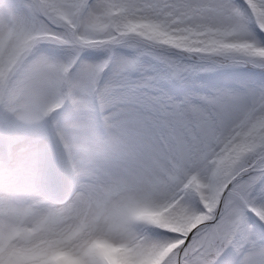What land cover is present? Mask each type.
Wrapping results in <instances>:
<instances>
[{"label": "snow or ice", "instance_id": "obj_1", "mask_svg": "<svg viewBox=\"0 0 264 264\" xmlns=\"http://www.w3.org/2000/svg\"><path fill=\"white\" fill-rule=\"evenodd\" d=\"M9 8L6 27L32 42L0 81L9 97L41 102L45 116L58 108L61 132L6 119L0 178L29 180L38 161L52 180L71 179L78 166L147 176L194 224L171 237L182 243L170 264H264V0H13ZM114 10L125 20L178 18L188 35L228 39L150 40L123 30ZM44 44L63 57L38 56ZM50 92L56 103H43Z\"/></svg>", "mask_w": 264, "mask_h": 264}, {"label": "clouds", "instance_id": "obj_2", "mask_svg": "<svg viewBox=\"0 0 264 264\" xmlns=\"http://www.w3.org/2000/svg\"><path fill=\"white\" fill-rule=\"evenodd\" d=\"M117 19L123 30L155 41L195 46L228 39L188 35L174 17ZM146 191L152 202L143 200ZM192 226L147 176L78 166L71 179L65 173L52 180L38 161L17 195L0 197V264H170L182 243L171 237Z\"/></svg>", "mask_w": 264, "mask_h": 264}, {"label": "rangeland", "instance_id": "obj_3", "mask_svg": "<svg viewBox=\"0 0 264 264\" xmlns=\"http://www.w3.org/2000/svg\"><path fill=\"white\" fill-rule=\"evenodd\" d=\"M13 3V0H0V14H4L5 16H7L8 18L12 15L11 9L9 8V5ZM120 15V11L119 10H114L113 11V17H118ZM98 29H103L105 24L103 20H98V22L96 23ZM10 30V29H9ZM14 35H17V41L16 43L13 42V44L11 43L12 39L15 38ZM25 36V37H24ZM32 41L29 39L28 34L26 33V31L24 29H22L21 27L15 28V29H11L10 30V34L9 35H5L4 33L0 35V70L3 69V66L7 63L9 66L14 67L17 63V59L19 58L17 56L18 50L21 46H24L26 43H31ZM12 45H11V44ZM39 52H43L44 54L48 55L49 57L52 58H56V57H63L64 53L62 52V50L58 49L56 46L54 45H49V44H44L41 45L39 50ZM23 55V54H21ZM4 61V62H2ZM2 86H5V83L3 81H0V112L3 108V106L6 104L5 103V99L2 97ZM53 93L51 96V100L49 103H56V95L55 92H51ZM18 100H20L19 97H17ZM25 104L28 106V108L32 111H37V110H41V104L37 103V102H25ZM40 106V109L37 106ZM8 107V104H7ZM8 110H11V108H9ZM58 108H53L52 112H49L48 115L46 116V119L48 120V123L52 129V134L53 136L57 135L58 133L61 132V129L59 127L54 126V116L56 114V112L58 111ZM61 113H57V116L59 117ZM43 114V111L41 112ZM45 116V115H44ZM3 120L2 117L0 116V121ZM27 129H31L34 131H46L49 135L50 132H48V129L46 126H39L38 128H35L33 126L30 127H25ZM66 143H68L70 145L71 141L66 139ZM23 146H18L17 150H21ZM6 152H5V142L3 139V131L0 129V168L8 166L9 163H7L8 161L4 160V156H5ZM14 163V162H12ZM4 182H2L0 180V195H2L3 197H5L7 194H9L10 192H14L16 191V187L18 188H22L24 186V182L21 180L18 183H16L15 185H10L7 186L5 184H3ZM13 184V183H12ZM9 185V184H8ZM15 188V189H14ZM12 192V193H13Z\"/></svg>", "mask_w": 264, "mask_h": 264}, {"label": "bare ground", "instance_id": "obj_4", "mask_svg": "<svg viewBox=\"0 0 264 264\" xmlns=\"http://www.w3.org/2000/svg\"><path fill=\"white\" fill-rule=\"evenodd\" d=\"M1 9V7H0ZM9 18L7 16H5L4 14H0V35L1 34H5V35H9L10 34V30L8 27H6L7 22H8ZM98 21H96L97 23ZM19 26H17L16 28H18ZM17 35H14L15 38L12 39L11 43L13 44V42L16 43L17 41ZM25 37V36H24ZM10 43V44H11ZM11 44V45H12ZM19 59V58H18ZM17 59V62H18ZM4 62V61H2ZM1 93L3 94L2 97L5 99V105L3 106L1 112H0V116L2 117L3 120L0 121V129L3 131V125L7 120H10L12 123H15L17 125H21L23 127H30L33 126L35 128H38L39 126H43L45 125L48 128L49 132H52V129L49 127V123L48 120L46 119V116H44L41 112V110H37V111H32L28 108V106L25 104V102H37L39 104H41V102L35 101V100H31V99H21L18 100V96H11L9 97L6 94V84L5 86H2V91ZM53 93H49L46 97L43 98V103H49L51 100V95ZM8 104V107H7ZM40 109V106H37ZM9 108H11V110H8ZM0 180L2 182H4L3 184L10 186L13 185L12 183L0 178ZM30 180V179H29ZM24 183V185L26 184V182L28 180H22ZM9 184V185H8ZM15 189V188H14ZM21 188L16 187V191L15 194L14 192H10L9 194H7L5 197L7 196H15L18 194V192L20 191ZM0 197H3L2 195H0Z\"/></svg>", "mask_w": 264, "mask_h": 264}]
</instances>
